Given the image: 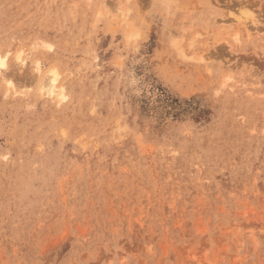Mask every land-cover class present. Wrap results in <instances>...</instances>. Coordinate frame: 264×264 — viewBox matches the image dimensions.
<instances>
[{
  "label": "rangeland",
  "instance_id": "1",
  "mask_svg": "<svg viewBox=\"0 0 264 264\" xmlns=\"http://www.w3.org/2000/svg\"><path fill=\"white\" fill-rule=\"evenodd\" d=\"M0 53V264H264V0H0Z\"/></svg>",
  "mask_w": 264,
  "mask_h": 264
},
{
  "label": "bare ground",
  "instance_id": "2",
  "mask_svg": "<svg viewBox=\"0 0 264 264\" xmlns=\"http://www.w3.org/2000/svg\"><path fill=\"white\" fill-rule=\"evenodd\" d=\"M16 62L20 64H24V59L21 57L20 53H18L15 57ZM33 69L35 71H40V65L38 61H34ZM8 61L6 56H3L0 53V79L8 85V87H12L11 79L8 74ZM38 88L41 92L48 96H57L61 99L65 98V93L63 91V86L59 83V75L58 72L54 69H49L43 80L39 82Z\"/></svg>",
  "mask_w": 264,
  "mask_h": 264
}]
</instances>
